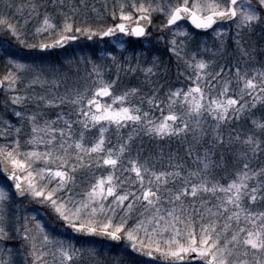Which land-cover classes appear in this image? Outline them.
Segmentation results:
<instances>
[{
	"label": "snow or ice",
	"instance_id": "obj_1",
	"mask_svg": "<svg viewBox=\"0 0 264 264\" xmlns=\"http://www.w3.org/2000/svg\"><path fill=\"white\" fill-rule=\"evenodd\" d=\"M0 7L7 37L0 41V264H264V48L252 40L257 32L264 38V0H103L101 7L0 0ZM181 21L212 30L216 46L190 49L195 38ZM225 23L235 27L231 54ZM152 29L176 57L178 75L194 77L187 91L160 82L157 57L146 66L143 51L124 54V37L146 42ZM113 37L122 50L110 54L115 79L91 58L84 76L79 65L73 75L71 61L67 68L42 57L23 62L22 50ZM122 76L138 83L117 93ZM109 132L115 147L106 146ZM102 166L107 175L97 177ZM78 179L83 192L75 191ZM24 201L45 209L67 236L23 214ZM74 235L123 247L106 260ZM17 239L19 259L6 243Z\"/></svg>",
	"mask_w": 264,
	"mask_h": 264
},
{
	"label": "trees",
	"instance_id": "obj_2",
	"mask_svg": "<svg viewBox=\"0 0 264 264\" xmlns=\"http://www.w3.org/2000/svg\"><path fill=\"white\" fill-rule=\"evenodd\" d=\"M21 2V0H19ZM89 5L92 4H96L97 7H101V4L103 3V0H88ZM113 2V0H108L109 5H111V3ZM90 15L94 16V13L90 12ZM190 33H192L194 35V42L190 43L189 48L192 50H199V45L202 46L201 43H199V39H201L202 37H209L207 33L205 34H201V33H197L193 30H191L186 23L183 24ZM30 32L32 31V26H29L28 29ZM235 30H232L229 34V40H228V52L229 54H231L234 50V45H232L231 43V36L234 35ZM157 35L153 34L152 39L144 42L145 43H149L150 47L146 48L144 47V44H142L140 41L141 40H132V39H128L126 41H129V43H127L125 45V49L123 50L124 54L128 53V51L132 52L133 50H136L137 53L140 51H143L145 53L146 59L148 60L149 58H154L157 57L158 58V64H159V73H160V82L161 83H165L166 88L171 86L172 88H183L185 91H187L189 86H193V80H188L183 79L185 76H180L178 75V70H177V62H176V57H174L173 55L169 54V50L165 44L164 41H159L157 42V40L155 39ZM252 40L256 43L258 48H264V38H261L259 32H257L253 37ZM76 43V44H75ZM73 48L71 49L70 53L71 57H73V59L71 60L72 62V69H73V75H75V69L77 67V65H79V69L80 72L79 74L81 76L85 75V66L83 63V60L85 58H91L96 60L97 62L100 63H107L110 67H111V71H105L104 73V78L107 79H115V74H116V69L115 67L111 66V60H110V54H115L118 57L122 54V50L121 52L116 51L114 46L111 45L110 47L106 45L108 44L107 41H103L102 43V49H100L97 45L95 46V42H89V40L87 41H83V42H79L77 40V42H75ZM209 47L212 49L216 46L214 39L209 40L208 42ZM13 47H16V45L13 44ZM79 47V48H78ZM105 47V48H103ZM23 52H27V50H22ZM65 50H61L58 52H54V53H45L46 55H49V58H51V56H56V59H52L53 63L56 65H61L63 64L65 66V68L68 67V62L70 60L69 57L65 56L64 53ZM101 51H104L103 53ZM129 52V53H130ZM29 55H25L24 60H26V57L28 58ZM204 58H209L211 56V53H203ZM47 61V60H46ZM52 64V63H51ZM147 66V65H146ZM165 69H167V73L165 74ZM88 70H90V65L88 66ZM6 71V70H5ZM179 71H184V67L181 64L179 66ZM188 75H192L191 70L188 71ZM188 81V83H187ZM136 84L138 83V81L136 79H132L131 81H129L127 78H124L122 76V83L120 85L119 88H117V93L119 91H121L123 89V87L127 84ZM3 99V95L2 93H0V100ZM157 112L159 111H155L154 112V116L155 118L158 117ZM127 131V130H126ZM106 135L110 138L111 143L108 146L111 147H115L116 145V140L115 137L112 136L111 132L106 133ZM145 148H149L150 147V142L148 141L147 138H145ZM175 147V145H173V148ZM153 151H155L156 149L152 148ZM165 151H167V149H165ZM100 170L98 171V173H96V175L100 174ZM129 175H133V174H129ZM223 175V173H219L217 175V179L220 178V176ZM222 182H226V181H222ZM85 188V184L82 183L80 180L78 182V187L76 188V192H83ZM111 199V198H110ZM46 213V217L48 218L49 213L45 210ZM44 218V217H43ZM49 220V218H48ZM47 221V220H46ZM49 222L51 221H47V224H45L46 228H49ZM129 223H133V221H129ZM221 223H223V221H221ZM14 241V240H13ZM13 241H8L9 246L11 247H15V243ZM76 243H85V244H95L96 248L102 253L104 254V258L106 260H110L112 257L118 255L120 249L122 248V246L120 247H105L104 243L102 242H98L95 240H74ZM91 246V245H90Z\"/></svg>",
	"mask_w": 264,
	"mask_h": 264
},
{
	"label": "rangeland",
	"instance_id": "obj_3",
	"mask_svg": "<svg viewBox=\"0 0 264 264\" xmlns=\"http://www.w3.org/2000/svg\"><path fill=\"white\" fill-rule=\"evenodd\" d=\"M16 2L17 3H20V1L19 0H16ZM3 11V8L2 7H0V12H2ZM33 24H35L36 23V21L34 20L33 22H32ZM182 25L183 24H185V23H182V22H180ZM31 26V25H30ZM184 26V25H183ZM185 27V26H184ZM219 27H221V25L220 26H217V28H219ZM223 27V29L224 30H226L227 32H228V36H229V34H230V32L232 31V30H235V27H234V25H226V26H222ZM186 28V27H185ZM187 29V28H186ZM188 30V29H187ZM152 31H153V34H156L157 36H159L160 35V33L159 32H156L155 31V29H152ZM208 36L209 37H202L201 39H199L198 41H199V43H201L202 44V46H206V47H208L209 49H211L210 47H209V45H208V42H209V40H211V39H214V37H213V35H212V31L208 34ZM125 41L126 40H128V39H125V38H123ZM150 39H152V37L151 38H149V40ZM177 39H179V40H183L184 39V37H178ZM7 40V37H5L4 36V34L3 33H0V41H6ZM87 39H85V38H81L80 40H78L79 42H83V41H86ZM88 41V40H87ZM104 41H107V45H106V47L107 46H111V45H113L114 46V48H115V50L116 51H119V52H121V49L117 46V44H116V38L115 37H113V38H110V39H108V40H104ZM89 42H91V41H89ZM92 42H95V46L97 45L100 49H102V43H103V41H98V40H93ZM142 44H144V42L145 41H140ZM205 42H206V44H205ZM76 44V43H75ZM74 43L73 44H70L69 46H67L66 48H64L63 50H65L64 51V53H65V56H67V57H69V59L68 60H72L73 59V57H71V54L72 53H70V51H71V49L73 48V46L75 45ZM167 46V45H166ZM144 47H146V48H148V47H150V44L149 43H145L144 44ZM199 47H201L200 45H199ZM15 48L16 47H13V50H15ZM79 48V47H78ZM103 48H105V47H103ZM167 48H168V46H167ZM102 53L104 52V51H101ZM130 51H128V53H129ZM26 54L27 55H29L28 56V58L26 57V60H23V62H27V63H31L32 62V60L33 59H36L37 57H42V58H44V60L48 63V64H54L53 63V61H52V59H56V56H51V58H49V55H46L45 53H42V52H40V53H28V52H26ZM126 54V53H125ZM169 54L170 55H173L171 52H169ZM174 56V55H173ZM175 57V56H174ZM151 61H152V58H149L148 60L146 59L145 60V64L146 65H150L151 64ZM5 67H4V64L2 63V62H0V75H3V73L5 72ZM183 79H186V77H184ZM187 83H188V81H187ZM194 86V85H193ZM111 103V98H107L106 100H104V101H102V103ZM205 102H207L206 100H205ZM114 107L116 106V105H113ZM167 114V109L165 108V115ZM157 115H158V117H157V119H159L160 118V112H157ZM106 146H108V145H106ZM107 168V166H102V167H100V168H98V169H95V171H96V173H98V171L100 170L101 172H100V174H98L97 175V177H99L100 175H107V172H106V169ZM118 175H120V172H119V170H118V173H117ZM134 175V174H133ZM78 182H79V179H78ZM77 182V183H78ZM76 191V190H75ZM77 198H79L78 196H77ZM110 199V198H109ZM37 209H41L44 213L43 214H41V213H39V214H37L36 215V213H35V211L37 210ZM21 211L23 212V214H26V215H28L29 217L31 216V215H36V217H37V219L42 223V224H44V226H45V224H47V221H51V217H50V215H48L49 217V220H47V219H45V217H46V213H45V209H43L40 205H38V204H35V203H28V201H24L23 202V208L21 209ZM44 217V218H43ZM47 220V221H46ZM49 224H51V229L49 230L48 228H46L50 233H52L53 235H56V236H59V237H61V238H63V237H66L67 236V234L66 233H64L63 232V230L62 229H59V228H55L54 226H53V224H52V222H49ZM33 227H34V225H33ZM75 239H73V242L74 243H76L75 241H74ZM8 242V241H7ZM6 242V243H7ZM14 243H15V247H11V246H9L8 244V246L9 247H11L12 248V255H13V257L14 258H16V259H19L20 257L17 255V250H21L22 251V249H21V245L24 243L22 240H20V239H17V240H14L13 241ZM77 244V246H80L81 244H85V243H82V242H80V243H76ZM87 245H91V246H95L96 247V245L95 244H87ZM121 246L123 247V245L121 244Z\"/></svg>",
	"mask_w": 264,
	"mask_h": 264
},
{
	"label": "water",
	"instance_id": "obj_4",
	"mask_svg": "<svg viewBox=\"0 0 264 264\" xmlns=\"http://www.w3.org/2000/svg\"><path fill=\"white\" fill-rule=\"evenodd\" d=\"M194 29H196L192 24H191V22L190 21H187ZM196 30H198V31H201V32H205V30H200V29H196ZM208 31V30H207ZM105 39H108V38H105ZM74 42V41H73ZM70 43H72V42H70ZM69 43V44H70ZM68 45V44H67ZM67 45H65V46H67ZM59 49H62V48H56V49H51V50H49V51H55V50H59ZM105 98H107V97H101V98H99L100 100H104ZM74 237H76V238H94V239H97V240H100V241H105V242H108V243H111V244H114V245H118V243L117 242H113V241H109V240H107V239H105V238H103V237H84V236H78V235H74ZM145 259H147V258H145ZM195 262H197L195 259H193L192 260V262L191 263H195Z\"/></svg>",
	"mask_w": 264,
	"mask_h": 264
}]
</instances>
